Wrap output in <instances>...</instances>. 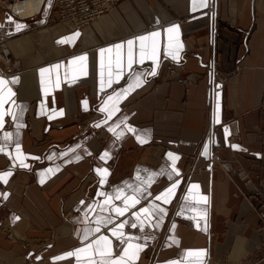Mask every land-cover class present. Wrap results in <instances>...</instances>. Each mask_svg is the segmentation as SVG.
Masks as SVG:
<instances>
[{
    "label": "crops",
    "instance_id": "0c3cea01",
    "mask_svg": "<svg viewBox=\"0 0 264 264\" xmlns=\"http://www.w3.org/2000/svg\"><path fill=\"white\" fill-rule=\"evenodd\" d=\"M53 15V0L27 17L0 5V264L256 261L264 0H122L81 27Z\"/></svg>",
    "mask_w": 264,
    "mask_h": 264
},
{
    "label": "built area",
    "instance_id": "2783aa9c",
    "mask_svg": "<svg viewBox=\"0 0 264 264\" xmlns=\"http://www.w3.org/2000/svg\"><path fill=\"white\" fill-rule=\"evenodd\" d=\"M0 1L3 2L6 7L10 8L12 12L16 13L12 8V4L16 0ZM44 1L46 2V0H42V4ZM120 1L122 0H54V3L58 8L59 19L61 21H68L76 27H81L88 25L90 22L115 7ZM7 39V35H0V44H2L1 48H3ZM168 68L172 72L175 71L172 65H168ZM235 172L240 175L246 183L251 182V178L244 170L241 169L239 173L235 170ZM256 193L261 196V200H259L260 206L258 207L261 216V223L258 229L264 234V191L259 189L258 191L256 190ZM259 250L260 252L256 261L250 263L243 261L240 264H264V241L260 245Z\"/></svg>",
    "mask_w": 264,
    "mask_h": 264
},
{
    "label": "snow or ice",
    "instance_id": "6c2138e0",
    "mask_svg": "<svg viewBox=\"0 0 264 264\" xmlns=\"http://www.w3.org/2000/svg\"><path fill=\"white\" fill-rule=\"evenodd\" d=\"M205 4H206V0H199V2H198V0H192V6H193V9L195 10V8L196 7H203V6H205ZM24 25L23 24H18L17 25V27L19 28V27H23ZM173 29H178V25H172L169 29H168V31H169V33H171L172 31H173ZM149 35H151V36H158L159 35V33L157 32V33H150ZM139 39L141 40V41H143L144 39H145V37H143V36H141V37H139ZM128 52H129V59H128V63H129V67L131 66V64H132V51H133V40H129L128 42ZM101 51V53H103V51H104V49H101L100 50ZM84 58H86V54H85V57H81V59H84ZM143 58H144V52H143V45H141V62L143 61ZM153 59L155 58V55L153 54V57H152ZM44 72V69H41V73H43ZM138 79V78H137ZM3 83V77H0V84H2ZM132 87V85H129V88H131ZM109 99L111 100L112 99V97H109ZM3 103V101L2 100H0V104H2ZM116 110H118L117 108H115V105H113V109L112 110H110L109 112H108V115L109 116H111L112 114H113V112L114 111H116ZM3 117H4V112L3 111H0V126H2L3 125ZM126 119V118H125ZM113 131H115V129H112ZM225 131L227 132L228 130L227 129H225ZM6 135H10V134H6ZM16 147H17V150H18V152H19V144H17L16 145ZM234 147H240L239 145H235ZM4 149H3V147L2 146H0V151H3ZM46 171H51V169H48V170H46ZM98 171H99V169H98ZM9 173H7V172H5V173H0V179H3L5 176H7ZM104 181L102 180L101 181V183H103ZM172 188H175V185H173L172 186ZM167 192H168V194L170 195L171 194V191H172V189H168V190H166ZM165 199H166V197H165ZM136 201H133V203H135ZM117 211L118 212H120L121 214H123V209H117ZM144 211H147L146 209L144 210ZM121 227H122V225H121ZM98 230V229H97ZM118 234V233H117ZM86 238V237H85ZM139 247V246H138ZM77 252H79L80 251V249H77L76 250ZM109 251H110V249H109ZM73 253L72 252H68V253H65L64 255L65 256H71ZM102 264H126V262H125V260L123 259V258H121L120 260H118V261H112L111 260V258L110 257H104V253H102Z\"/></svg>",
    "mask_w": 264,
    "mask_h": 264
},
{
    "label": "rangeland",
    "instance_id": "374dc122",
    "mask_svg": "<svg viewBox=\"0 0 264 264\" xmlns=\"http://www.w3.org/2000/svg\"><path fill=\"white\" fill-rule=\"evenodd\" d=\"M3 1H5V0H3ZM47 1V0H46ZM53 2H54V0H53ZM0 5L6 10V11H9V12H11V13H13V14H15L14 12H12L11 11V9L10 8H8V7H6V5H4V3L3 2H1L0 1ZM42 10V9H41ZM15 15H17V14H15ZM18 16V15H17ZM50 21V22H49ZM58 22H63V21H61L60 19H59V16H49V17H47V19H46V21H45V24H54V23H58ZM65 22H67V21H65ZM68 23H70V22H68ZM47 24V25H48ZM189 39H190V42L192 43V48L191 49H196V50H200V51H203L204 49H205V45H202V44H200V43H198L197 41H195L194 39H192V37H189ZM4 44V43H3ZM2 47V44H0V50L2 49L1 48ZM168 70H169V73L170 74H174V72H172V71H170V69L168 68ZM238 173L240 172V170H241V168L240 167H237V169H235ZM243 170V169H242ZM237 174V173H236ZM238 175V174H237ZM256 190L258 191L259 189H255V193H256ZM258 195V194H257ZM259 196V195H258ZM258 199H260L261 200V196H259L258 197ZM258 207L260 206V201L258 202ZM68 215H70V214H68ZM4 225H6V223H4ZM3 225V226H4ZM7 226V228H3L4 229V231L6 232V234H7V237H9V238H11V239H17V238H19V239H22V235H21V233L20 232H18V230H16V229H14V228H11L10 226L8 227V225H6ZM247 263H249V262H247Z\"/></svg>",
    "mask_w": 264,
    "mask_h": 264
},
{
    "label": "bare ground",
    "instance_id": "6f19581e",
    "mask_svg": "<svg viewBox=\"0 0 264 264\" xmlns=\"http://www.w3.org/2000/svg\"><path fill=\"white\" fill-rule=\"evenodd\" d=\"M44 4H45V1L42 4V0H23V1L16 0L12 4V8L16 11L15 14H18V16L27 17V16H30L32 14L39 12L42 9ZM5 44L3 45V48L0 50V52L5 49Z\"/></svg>",
    "mask_w": 264,
    "mask_h": 264
}]
</instances>
